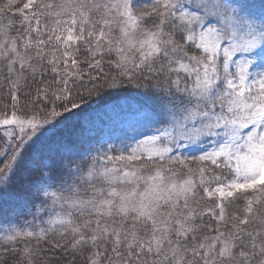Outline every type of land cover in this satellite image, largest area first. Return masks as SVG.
<instances>
[{
  "label": "snow or ice",
  "instance_id": "6c2138e0",
  "mask_svg": "<svg viewBox=\"0 0 264 264\" xmlns=\"http://www.w3.org/2000/svg\"><path fill=\"white\" fill-rule=\"evenodd\" d=\"M0 264H264V0H0Z\"/></svg>",
  "mask_w": 264,
  "mask_h": 264
},
{
  "label": "rangeland",
  "instance_id": "374dc122",
  "mask_svg": "<svg viewBox=\"0 0 264 264\" xmlns=\"http://www.w3.org/2000/svg\"><path fill=\"white\" fill-rule=\"evenodd\" d=\"M116 100L117 99L110 100V101L108 100V101H105L104 103L112 104V103L116 102ZM99 109L101 110L100 111V120L108 121L109 116H111L112 117V120L116 121L117 123L119 122V119L120 118L117 117V116H115L114 114L109 113V116H105L104 115V113H103V103L99 106ZM91 116H92V119L93 120H97L95 113H91ZM73 121H75V120H73ZM69 123H71V121ZM73 123H75V122H73ZM97 123H99V121H97ZM75 127H76V125L75 126L74 125H69L68 128H66V126H62V127H60V128L57 129L55 135H56V137L69 136V135H71L75 131Z\"/></svg>",
  "mask_w": 264,
  "mask_h": 264
},
{
  "label": "trees",
  "instance_id": "16d2710c",
  "mask_svg": "<svg viewBox=\"0 0 264 264\" xmlns=\"http://www.w3.org/2000/svg\"><path fill=\"white\" fill-rule=\"evenodd\" d=\"M115 99H117V98H113V99H111V100H115ZM110 101V100H109ZM73 122H75V123H73ZM69 125H76V121H71V123H68L67 125H66V128H68L69 127Z\"/></svg>",
  "mask_w": 264,
  "mask_h": 264
}]
</instances>
